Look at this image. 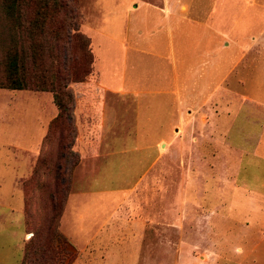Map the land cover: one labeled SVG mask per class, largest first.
Wrapping results in <instances>:
<instances>
[{
    "label": "rangeland",
    "instance_id": "obj_1",
    "mask_svg": "<svg viewBox=\"0 0 264 264\" xmlns=\"http://www.w3.org/2000/svg\"><path fill=\"white\" fill-rule=\"evenodd\" d=\"M115 1L73 0L78 30L91 39L92 54L90 74L67 86L73 94V125L75 112L81 120L91 119L97 133L107 116L115 117L116 122L111 136L101 139L92 134L90 140L84 136L72 145L78 160L69 176L64 204L71 191L74 195L63 217L64 233L59 222L64 204L56 228L68 254L60 253L59 242H55L53 260L124 264L119 257L126 253L114 248L127 241L129 247H137L127 253L133 256L132 261L125 258L127 264H211L208 258L202 259L206 250H219L226 256L229 252L224 248L230 245L262 244L264 29H250L246 35L254 37L240 47L231 42L236 37L224 39L226 60L217 84L209 78L201 90L196 88L197 82L188 85V92L174 91L167 83L160 87L155 94L158 106L145 111L153 116V124H141L129 95L120 98L112 92L102 96L94 91L81 99L82 93L77 91L79 85L90 83L89 75L94 78V69L100 73L121 70L119 41L125 27ZM112 23L118 24L117 46L110 53L104 32H111ZM143 59L140 73L142 65L149 63ZM144 79L142 84L149 86L139 95L152 90L157 82L148 75ZM55 114L48 91L0 88V264H19L32 231L50 219L47 193L34 181L23 189L22 182L30 177L38 152L48 160L54 153L55 139L42 147L41 139ZM81 152L91 162L85 172L79 163ZM36 181L49 182L42 175ZM85 197L91 199V205L83 202ZM82 204L91 210L76 229L75 212L78 208L83 214ZM125 213L128 219L120 220L118 215L126 217ZM110 215L115 217L107 221ZM131 218H142L143 230H134L127 237L125 225ZM105 221L112 230L107 237L102 230ZM46 227L40 237L46 235ZM97 230L100 234L94 237ZM247 230L257 231L256 235L245 236ZM219 264L231 263L220 260Z\"/></svg>",
    "mask_w": 264,
    "mask_h": 264
},
{
    "label": "crops",
    "instance_id": "obj_2",
    "mask_svg": "<svg viewBox=\"0 0 264 264\" xmlns=\"http://www.w3.org/2000/svg\"><path fill=\"white\" fill-rule=\"evenodd\" d=\"M116 1L115 6L120 5L124 16L121 25L125 27V35L123 34L119 41L121 70L118 73L116 71L100 73L94 69V78L92 79V75H89L90 83L84 86L79 85L77 91L82 93L80 94L81 99L86 95H92L94 91L102 96L111 95L112 92L120 98L129 95L137 108L136 120L141 124H153V116L148 117L145 111L158 106V98L155 94L160 87L167 83L173 87L174 91L181 88L188 92L186 88L188 85H196L197 82L199 85H196V88L201 90L203 85L204 87L207 85L209 78L217 84V79L223 75L226 60L224 39L230 35L236 37L237 40L231 42L240 47L239 44L254 37L252 34L246 35L250 29L257 26L264 29V0H123L121 4H116ZM112 24L111 32L109 34L104 32V37L109 40L106 41V48L110 53L114 45L117 46L114 42H117L115 31L118 24ZM142 59L149 63H146L147 66L142 65L143 70L140 73L138 66ZM147 75L157 78V82H153L157 87L152 85V90H143L145 95H139L142 88L147 89L149 86V83L145 86L142 84ZM113 121L116 122L115 117L107 116L97 133L96 126L93 125L91 119L81 120L75 112L76 137L74 136L73 145L75 140L78 141L84 136L87 137L86 140H90L92 134H97L101 139L111 136ZM88 147L91 148V146ZM81 154L83 160L81 159L79 163L85 172L84 169H89L91 162L87 161V153L81 152ZM73 175H75V169ZM74 186L75 178L72 182V189ZM72 194L74 195L71 191L67 196L59 219L62 232L63 217L69 208ZM89 200H91L89 197H85L83 202L88 203ZM90 202L89 205H91ZM83 206L84 204L81 208ZM89 209L84 206L83 214L80 215L82 211H78L77 208L75 212L76 229L80 227V222L83 216L88 214ZM114 217L110 215L107 221ZM118 217L120 220L128 219L127 215L124 217V214H119ZM131 220V223L125 225L127 237L131 236L134 230L138 232L143 230L142 218H131ZM106 224L105 221L102 227L104 237L112 233ZM121 226L122 224L120 228ZM250 231H245V236L256 235L257 231ZM99 234L97 230L94 237ZM260 238L259 242L262 244L247 242L234 244L232 248L231 245L223 247L229 252L226 256L219 254V250H206L202 259L208 258L211 264H219L220 260L231 264H264V233H260ZM119 244L113 248L119 253H126L123 256L120 254L119 261L127 264V260H133V256L128 257L127 253L135 252L137 247H129L127 241Z\"/></svg>",
    "mask_w": 264,
    "mask_h": 264
},
{
    "label": "trees",
    "instance_id": "obj_3",
    "mask_svg": "<svg viewBox=\"0 0 264 264\" xmlns=\"http://www.w3.org/2000/svg\"><path fill=\"white\" fill-rule=\"evenodd\" d=\"M78 24L73 0H0V88L48 91L56 107L41 139V147L55 139L54 153L48 160L38 152L30 177L22 182L23 189L34 181L47 193L51 216L48 226L33 230L24 243L19 264H62L51 255L55 242L60 253L68 254L56 232L69 176L78 160L72 149L73 94L67 86L82 81L92 64L89 38ZM38 175L49 182L38 183ZM45 227L46 235L40 237Z\"/></svg>",
    "mask_w": 264,
    "mask_h": 264
}]
</instances>
